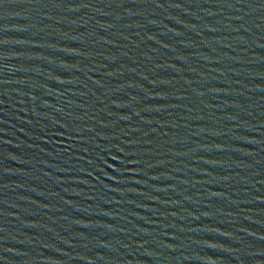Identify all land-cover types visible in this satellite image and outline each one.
<instances>
[{
	"label": "water",
	"instance_id": "water-1",
	"mask_svg": "<svg viewBox=\"0 0 264 264\" xmlns=\"http://www.w3.org/2000/svg\"><path fill=\"white\" fill-rule=\"evenodd\" d=\"M0 264H264V0H0Z\"/></svg>",
	"mask_w": 264,
	"mask_h": 264
}]
</instances>
